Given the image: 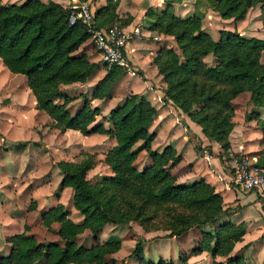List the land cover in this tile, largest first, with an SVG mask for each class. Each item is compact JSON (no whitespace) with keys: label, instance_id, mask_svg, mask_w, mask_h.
Wrapping results in <instances>:
<instances>
[{"label":"trees","instance_id":"16d2710c","mask_svg":"<svg viewBox=\"0 0 264 264\" xmlns=\"http://www.w3.org/2000/svg\"><path fill=\"white\" fill-rule=\"evenodd\" d=\"M164 1L166 10L173 0ZM199 1L195 0V4ZM205 1L223 18L242 19L247 9L256 3H259L264 16V0ZM110 2L107 0L95 11V19H103V14L112 7ZM69 12V7L54 0L0 2V61L10 72L25 76L26 85L34 96L35 108L48 115L51 127L60 131L70 128L83 135L97 132L114 139V144L104 154V161L112 174L104 180L89 183L85 177L91 166L88 157L79 161H56L61 173L60 185L72 189V205L81 214V220L74 222L67 217L64 206L57 202L42 212L41 220L47 227L52 221L59 223L55 233L63 239L62 245L55 241H39L24 230L16 232L5 238L10 248L7 254L0 256V264H35L38 260H42V264H103L104 255L119 246L117 239L109 237L98 243L99 231L105 223L138 219L141 212L149 208L155 214L166 203L201 211L202 214L179 216L178 227L169 233L179 235L193 225L212 222L217 215L229 210L221 206V196L202 178L189 184L175 181L169 167L179 160V155L170 144H165L159 151L151 148L154 131L148 127L156 108L144 95L130 92L110 107L103 118L108 126L103 121L92 123L99 109L89 105L85 96L78 110L73 114L69 112L66 104L73 97L59 89V85L86 81L96 66L78 50L90 34L87 26L79 19L69 22ZM147 12L151 15L154 9L147 8ZM202 16L203 12H197L196 8L192 14L183 17L170 11L155 14V20L148 28L171 34L180 54L161 49L152 60L165 82L161 99L169 100L187 113L206 137L227 148L226 134L231 127L229 118L233 110L231 99L242 91H248L252 105L264 106V65L258 62L260 51L264 50V38L220 30L218 38L213 39L200 27ZM97 20L95 23L101 22ZM209 53L215 57L214 65H205L201 61V57ZM114 69V65L108 67L93 84L92 97L101 98L107 94L105 82ZM132 72L145 79L139 68L135 67ZM194 105L198 110L191 113L190 107ZM209 108L213 112H208ZM254 114L249 113L247 117ZM257 122H260L264 141V121ZM137 140L143 141L140 148L150 158V163L142 169L133 164L138 152L133 145ZM15 146L22 147L23 143L17 142ZM193 147L197 153L203 149L211 152L209 146L203 148L195 143ZM257 161L264 163V156L258 157ZM118 200L135 205L133 218L122 209L113 207ZM83 228L89 230L94 244L85 246L74 242V235ZM24 229H27L26 225ZM243 233L242 222H219L210 230L201 231V237L189 253L206 250L211 256H224L223 260H212L211 264H241V254L229 252ZM141 242L142 239H136L127 256L134 257L140 264H177L172 260L143 261ZM177 258L179 262L186 259L182 255ZM121 264H125L123 260Z\"/></svg>","mask_w":264,"mask_h":264},{"label":"rangeland","instance_id":"374dc122","mask_svg":"<svg viewBox=\"0 0 264 264\" xmlns=\"http://www.w3.org/2000/svg\"><path fill=\"white\" fill-rule=\"evenodd\" d=\"M5 1L8 0H4V2ZM84 1L87 2L89 9H92V0L89 2L88 0ZM147 1L148 0H111L109 5H112V7H109L106 13L103 14L102 20L95 19L94 10H90L93 23L96 27H106L110 24H117L120 27H127V29L136 23L135 25H139L141 28H148L149 24L155 20V14H159L160 11H170L174 15L179 16L177 13H182V11H186V14L190 15L196 8L197 12H203V16L200 20V27L213 39L218 38L220 30H234L247 37L257 36L264 38V16L261 12L259 3L250 6L242 19L234 20L232 17H220L218 13L209 6V2L205 0H201L197 4H195V0H184L181 5H177L176 3L168 4L166 10L163 3L158 4L156 0H153L154 12L151 15L148 14L147 9L144 10V12L141 9V6ZM65 6H67V4H65ZM131 13L134 15L137 14L138 20H133V15ZM94 19L101 22L95 23ZM128 24H130L129 27L127 26ZM133 27L135 26L133 25ZM142 32L143 36L146 35L147 39H145L144 42L142 37L137 40L140 45H152V47H156L152 56L161 49H170L179 56L180 49L171 34L157 29ZM89 37H91V34H89L88 38ZM90 44L93 47V52L98 54L91 39ZM96 59L97 63L103 66L104 73L108 67L112 65L115 66L114 72L105 82V87H108L109 92L113 93V98L108 100L106 94L103 98H96L94 100L89 99L88 95H90L89 93L91 91L89 79L83 82L82 85L79 83H72L59 88L61 90L64 89L63 91L72 95V97L80 96L78 100L72 102L73 107L79 106V103H81V100L85 96V94L82 95L83 91L87 93L88 99H86L88 100V104L97 106L99 109L92 123L103 121L104 115L107 114L109 107L114 106L113 104L116 101L117 103L121 101L118 100L127 92L126 83L129 79L123 82L122 86H119V80L121 78L120 73L128 72V70L132 71L136 67L130 64V62H128L126 66L105 64L100 60L99 54L96 55ZM162 59L163 58H161V60ZM201 61L205 65H214L216 63L215 57L210 53L202 56ZM258 62L264 65V50L260 51ZM97 79L98 78H96V80ZM162 79L163 78H161V80ZM25 81L24 75L8 71L0 61V131L5 134V137H15L14 141L3 139L0 142V154L2 153L3 155L5 153L0 161V219H32L30 227H27L32 230V234L37 240L43 242L55 241L62 245L63 239L58 235L56 236L54 232L55 227L57 226L58 228L59 223H54L53 225L55 226H53V229L50 224L48 227L45 226L41 220L42 212L54 206L58 201H61L64 205L63 210H65L67 217L69 215L74 222H78L81 219L77 220L76 218L78 213L75 210L76 208L72 205V190L67 187L63 188L60 185L61 173L57 170L55 162L61 159L79 161L88 157L91 161V166L85 173L87 181L89 183H94L104 180L112 174L109 165L104 161V154L114 144V139L101 133L100 135H83L73 131L58 132L51 127L50 121L42 124L36 122L35 124L33 122L34 119L31 118L33 114H31L32 112L27 105L29 90L27 89L28 91L25 92ZM161 83H163L162 86L164 87L165 82L162 80ZM161 83L157 85L152 83V87L156 88L159 94V98L157 94L156 97H154V105H158L159 109L149 129L150 131L153 129L156 131L159 130L161 122L169 115L177 121L172 123L168 121V126L163 127V130L158 132L156 142L158 145H162L165 137H168L169 131H173L174 135H178L180 131H185L188 135V139L193 145L195 143L201 145L202 141L192 130V127L198 124L190 119L187 113H184L179 108L172 105V102L169 100L163 101L161 99L162 87L159 88ZM248 95V91H242L231 99L233 109L231 117L229 118L231 127L226 134L229 145L227 148H222L217 142L220 146V150L217 153L213 152L224 167V171L227 175L224 177L226 185L235 195L242 197L232 198L227 208L229 210H232L234 207H237L236 209L241 207L236 200L241 202L248 201L249 203L250 200H246L247 198L259 201L260 207H257L260 209L264 208V196L262 197L252 191H241L230 181V165L236 157L240 156L242 153L248 155L254 154L257 158L264 156V141L261 138L262 132L259 126L260 122H257V120L264 121V106L252 105L248 99ZM109 102L112 104H109ZM169 105L173 106V108L169 107ZM162 107L163 109L161 110ZM165 109H168V111ZM197 110L198 108L195 105L190 107L191 113H195ZM207 111L213 112V109L209 108ZM249 113H253L254 115L248 118L247 116ZM162 115H165V117L161 118ZM103 123L105 126L109 125L108 122L103 121ZM184 124H187L186 127ZM17 142H22L23 146L16 147L15 143ZM142 143V140H137L133 145L134 149H138L133 161L134 166L138 169H142L150 163V158L145 150L140 148ZM207 146L208 144H204L201 147L205 148ZM230 193L231 192H229V194ZM247 195H250V197H247ZM113 207L122 209L132 218L136 211L135 205L130 206L122 200L116 201ZM153 211V209L149 208L142 211L138 219H129L125 223H105L103 225L99 231L98 243L103 242L108 237L117 239L119 243L115 251L104 255L103 264H121L122 260L125 264H140L134 257L127 256L133 248L136 239H142L141 253L143 261L145 262L154 263L158 260H172L177 262V264L204 263L205 259H207V257H205L206 254L196 257L194 260L192 259V261H187L189 249L195 245L197 240L201 237V232L199 238L194 242L190 239L193 235L192 233L187 234L185 237L186 241L181 238H175L177 235H169L171 229H176L178 227L176 222L179 221L180 215L192 216L194 213L202 214V212L195 209H183L181 206L171 203L161 205V208L158 209L155 214L152 213ZM33 219H35L34 222ZM263 221L264 219H262L261 222ZM202 224L203 223H201V225ZM254 225L255 224L252 226ZM6 237L7 236L4 237V241L8 242L5 240ZM252 239L251 241L247 240L239 244L241 264H255L251 253H255L256 250H259V260L261 259L262 262H264V234H259ZM73 240L78 245L90 246L94 244L87 228H83L81 231L77 232ZM121 242L122 246L120 247ZM191 244L192 246L190 247ZM250 247H252L251 250L249 249ZM245 248L249 250L246 251V254H242L241 252H243L242 250ZM178 255L184 256L186 258L185 261L179 262L177 258ZM223 259L224 256L222 257V260ZM42 262V260H38L35 264H42Z\"/></svg>","mask_w":264,"mask_h":264},{"label":"crops","instance_id":"0c3cea01","mask_svg":"<svg viewBox=\"0 0 264 264\" xmlns=\"http://www.w3.org/2000/svg\"><path fill=\"white\" fill-rule=\"evenodd\" d=\"M21 1H23V0H8L5 2L19 3ZM41 1H47V0H41ZM54 1H56L62 5L67 4V0H54ZM89 1L90 0H88V2ZM152 1L153 0H148L147 2H144L143 6H141V9L143 10V12L147 8L154 9V5H153ZM0 2H4V0H0ZM106 2H107V0H92V2H91L92 9L95 12L96 10L103 7L106 4ZM156 2L158 4L163 3V6H165L164 0H156ZM183 2H184V0H173L171 2V4L176 3L177 5H181V4H183ZM92 9L90 8V10H92ZM177 14L179 16H183V15L187 16L186 11H182V13H177ZM132 15H133V17H132L133 20H135V19L138 20L137 14H135V15L132 14ZM135 24H133L135 27H133V25H131V27H129L130 24L127 25L129 27L128 28L129 31H131L133 28H136V27L139 29V31L137 32V34H132L130 32L131 33L130 39L127 41L126 46H125V54H126V59H127L126 65L128 62H130V64L135 65L137 68H139L143 72L145 79H142L138 75L133 74L132 71L128 70V72L120 74L121 78L119 80V86H122L123 82H126L129 79V81L126 83L127 92L125 93V95H127L130 92H135V93L144 95L150 101V103L156 108V114L153 118V120H154L158 114V109H159L158 105H154L155 104L154 103L155 102L154 97H156V94H157V97L159 98V94H158L157 89L152 87V83H154V85H157V84L161 83V81L163 79L161 80L162 76L157 71L156 65L152 60V57H153L152 55H153L156 47H152V45H147V46L140 45V43L137 40V39H140L142 37L143 42H144V40L147 39V37H146V35L143 36L142 31L148 32V30H152V29L141 28V27H139V25H135ZM125 28L127 29V27H125ZM145 44H149V43H145ZM92 48L93 47L90 44V38L85 39L78 46V50L84 52L87 55V58L89 61L96 63V66H95L93 73L88 78L90 81V83H89L90 87H92L93 84L99 78H101L104 75L103 66L97 63L96 55H98V54L94 53ZM126 65H121V66H126ZM15 74H20V73H15ZM99 76H101V77H99ZM96 78H98V79L96 80ZM72 83H79L80 85L83 84V82L73 81L70 83L60 84L59 88H62V86H67L68 84H72ZM162 85H163V83H161V86L158 85L159 88L163 87ZM24 87H26L25 92H27L29 90V88L27 87V85L25 83H24ZM63 90L64 89H62V91ZM63 92L65 94H68L65 91H63ZM84 94L87 98V93H85L83 91V95ZM89 94H90V95H88L89 99L94 100V99L98 98V97H92L91 91ZM68 95H70V94H68ZM70 96H72V95H70ZM79 98H80V96L73 97L69 102H67L66 107L68 108L70 113L73 114L81 106L82 100H81V103H79V106L73 107V105H72V102L78 100ZM110 98H113V93L109 92V90H108L107 91V99L109 100ZM122 98H120L118 101L122 100ZM248 98H249V95H248ZM116 103H117V101L113 105H115ZM109 104H112V103L109 102ZM27 105L29 106V109L32 112L31 114H33V115H31V118L34 119V120L33 119L32 120L35 124H36V122H40L42 124V123H47L50 121V118L48 117V115L43 110H39V109L35 108L34 96L30 92V90H29ZM169 107L173 108V106H171V105H169ZM162 109H163V107L161 108V110ZM165 110L168 111V109H165ZM16 113H17V111H16ZM164 117H165V115H162L161 118H164ZM168 121L172 123V122H176L177 120L176 119L174 120L170 115L166 116V118L163 119V121L161 122L160 129L157 131L155 129L152 130V131H154V136H153L150 144H151V148L156 150V151L161 150V148L165 144H170L173 147V149L175 150V152L179 155V160L175 164H173L169 167L170 173L175 176V181L177 183H181V184H189V183H192V182L202 178L205 182L209 183L213 187V190L215 192H217L221 196V199H222L221 200V206L223 208L228 207L232 198H242V197H239L238 195H235V193L233 191H231V189L228 188V186L226 185L224 177H226L227 175L224 171V167L220 163L217 156L215 154H213V152L217 153L220 150V146L218 145L217 142H215L211 138L206 137L201 132L200 127L198 125H194L195 127H192V130H193V132H195L196 136L202 141L201 146H203L204 144H208V146L211 149L210 153L207 152L206 149H203L202 152L197 153L193 147V143L188 139V135L185 131H183V132L180 131L178 135H174L173 131H169L168 137H165V140L162 143V145H158V143L156 142L158 132L160 130H163V127L168 126V124H169ZM150 125H149V127H150ZM10 127H12V126H10ZM149 127H148V129H149ZM53 129L57 130L58 132H68V131L78 132L77 130L70 129V128L65 129L64 131H60L57 128H53ZM90 134H95V135L99 134L100 135V133H97V132H93ZM3 139H5L7 141H14L15 137H13V138L5 137V134L1 133V131H0V142ZM155 142L157 145L155 144ZM244 150L247 151L246 149H244ZM4 154L3 155H2V153L0 154V161L2 160ZM57 170H58V168H57ZM61 187L70 188L69 186H61ZM229 192H231V193L229 194ZM247 197H250V195H247ZM248 199L251 202L249 201V203H248V201L247 202L246 201L241 202V201L236 200V202H239V204L241 205V207H239L238 209H233V210H228V211L222 212L219 215H217L216 218L214 219V221H212V222H207V223L199 225V226L193 225V226L189 227L185 232L177 235L175 238H181V239L186 241L185 237L187 236V234L192 233L193 235L190 237V239H192L194 242L199 238L200 232L202 230H210L213 226H215L219 222H223L226 220H229L233 223L242 222L244 224V233L241 235V239L236 241L233 244V247H232L231 251L229 252V254L239 253V244H242L240 242H246L247 240L251 241V240H253L252 238H255V236H257L259 234H264V221L261 222L262 219H264V212L259 208L260 207L259 201L251 200L252 198L251 199L247 198L246 200H248ZM58 202L63 205V203L61 201H58ZM257 206H259V207H257ZM75 210L78 213V216L76 217L77 220L81 219V214L78 212L77 209H75ZM72 212H74V211H72ZM68 217H69V215H68ZM69 218L72 219L71 217H69ZM34 221H35V219H33V222ZM31 222H32V219H0V256L7 254L8 250L10 248V243L5 242L4 237L9 236V235L16 233V232L23 231V230L27 233H32V230L28 229V227H27V226L30 227ZM54 223L58 224V222H56V221H52L49 223L51 225L52 229H53V226H55V225H53ZM253 224H255V225L252 226ZM25 225H26L27 229H24ZM258 226H259V228H258ZM56 228H57V226L55 227L54 232L56 231ZM251 230H252V232H251ZM56 236H57V234H56ZM192 244L190 245V247L192 246ZM121 246H122V242L120 244V247ZM249 249L251 250L252 247H250ZM249 249H246V248L244 250L241 249L243 251L241 253L246 254V251ZM202 254H206L205 257H207V259H205L203 264H205V263L211 264L212 260H222V257H223L221 255L211 256L208 251L202 250L201 252H198V253H189V255L187 257V261H190V260L192 261V259L194 260V258L202 256ZM251 254H252L251 255L252 259L255 261V264H264V262H262L261 259L259 260V256H258L259 250H256L255 253L253 252ZM65 264H78V263L68 262ZM80 264H94V263H80Z\"/></svg>","mask_w":264,"mask_h":264},{"label":"built area","instance_id":"2783aa9c","mask_svg":"<svg viewBox=\"0 0 264 264\" xmlns=\"http://www.w3.org/2000/svg\"><path fill=\"white\" fill-rule=\"evenodd\" d=\"M67 7L70 8L69 22L79 19L86 24L87 30L91 34L89 38L92 40L103 63L126 65L125 46L131 33L137 34L139 31L137 27L131 31L117 24L95 27L86 1L67 0ZM230 166V181L239 190L252 191L262 197L264 196V163H259L256 155L242 153L233 160Z\"/></svg>","mask_w":264,"mask_h":264}]
</instances>
